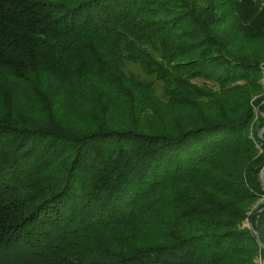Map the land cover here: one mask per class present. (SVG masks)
I'll return each mask as SVG.
<instances>
[{"label": "trees", "instance_id": "trees-1", "mask_svg": "<svg viewBox=\"0 0 264 264\" xmlns=\"http://www.w3.org/2000/svg\"><path fill=\"white\" fill-rule=\"evenodd\" d=\"M263 80L264 0H0V264L262 261Z\"/></svg>", "mask_w": 264, "mask_h": 264}, {"label": "rangeland", "instance_id": "rangeland-1", "mask_svg": "<svg viewBox=\"0 0 264 264\" xmlns=\"http://www.w3.org/2000/svg\"><path fill=\"white\" fill-rule=\"evenodd\" d=\"M135 71H139V69H138V67H135V66H131ZM263 82H264V80H263ZM160 86H161V84L159 83V82H156L155 83V87H156V89H157V93H160ZM243 225L244 226H249L250 224H249V222H248V220L247 219H245L244 221H243ZM262 263V261L260 260V259H256V264H261Z\"/></svg>", "mask_w": 264, "mask_h": 264}, {"label": "water", "instance_id": "water-1", "mask_svg": "<svg viewBox=\"0 0 264 264\" xmlns=\"http://www.w3.org/2000/svg\"><path fill=\"white\" fill-rule=\"evenodd\" d=\"M263 130H264V126H263L262 128H260V130H259V132H258L260 138H262V132H263ZM261 184H262V187H263V189H264V171H263V173L261 174ZM249 227L251 228L250 225H249ZM255 234H256V233H255ZM256 237H257V240H258L260 246H261V247L263 248V250H264V245L260 242V240H259L257 234H256ZM261 264H264V257H263V260H262V263H261Z\"/></svg>", "mask_w": 264, "mask_h": 264}]
</instances>
